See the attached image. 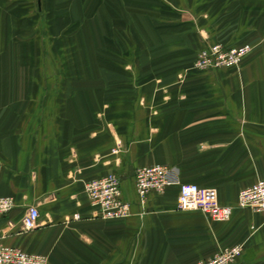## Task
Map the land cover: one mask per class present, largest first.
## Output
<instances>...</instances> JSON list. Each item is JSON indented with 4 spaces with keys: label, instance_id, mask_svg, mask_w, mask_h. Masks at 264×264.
<instances>
[{
    "label": "crops",
    "instance_id": "crops-1",
    "mask_svg": "<svg viewBox=\"0 0 264 264\" xmlns=\"http://www.w3.org/2000/svg\"><path fill=\"white\" fill-rule=\"evenodd\" d=\"M87 1L0 0V196L14 201L0 217L2 242L47 264H196L232 245L242 247L234 264H264V215L236 206L264 178V0H175L205 19L176 24L180 51L168 56L177 67L160 66L158 77L148 53L141 69L120 51L91 58L66 36H40V24L70 28L73 4ZM96 5L101 24L104 9L123 20L120 0ZM216 42L252 48L237 67L193 68ZM156 163L215 188L233 206L229 220L177 209L176 185L141 205L133 171ZM109 172L121 178L127 217L100 218L84 191ZM30 205L39 217L25 231Z\"/></svg>",
    "mask_w": 264,
    "mask_h": 264
},
{
    "label": "built area",
    "instance_id": "built-area-1",
    "mask_svg": "<svg viewBox=\"0 0 264 264\" xmlns=\"http://www.w3.org/2000/svg\"><path fill=\"white\" fill-rule=\"evenodd\" d=\"M250 50L251 45L248 43L207 44L198 50L192 66L198 70L237 67ZM133 180L141 205L145 203L150 191L162 192L165 187L176 185L177 209L199 210L215 221H227L231 217L233 206L220 204L215 188L181 182L179 172L173 166L160 163L138 166L133 171ZM84 191L100 218H124L131 212L130 203L122 196L121 178L114 172L86 181ZM236 206L264 215V178L241 189L237 194ZM13 207L14 201L11 196H0V217L9 213ZM38 217L37 207L28 206L21 218L22 229L27 231L34 228ZM241 252V245L222 247L212 256L198 260L196 264H234ZM0 264H47V256L7 246L0 236Z\"/></svg>",
    "mask_w": 264,
    "mask_h": 264
},
{
    "label": "rangeland",
    "instance_id": "rangeland-1",
    "mask_svg": "<svg viewBox=\"0 0 264 264\" xmlns=\"http://www.w3.org/2000/svg\"><path fill=\"white\" fill-rule=\"evenodd\" d=\"M75 1L82 3L84 0H73ZM96 1L88 0L87 6L84 3L80 6L78 3L73 4V24L64 31L57 28L52 34L47 30L48 24H40V36L43 38L52 35L57 38L66 36L73 51L90 54L91 58L96 54L104 56L106 53L120 51L121 54L125 53L128 56L130 63L132 58H135V61L141 60L138 63L141 69L144 63L143 55L148 53L153 59L152 74L158 77L161 73L165 75L167 68L160 72V66L168 64L166 71L177 67V61H172L174 59L172 55L168 56L180 51L178 43L181 41H176L178 36L176 24L199 23L205 19V13L198 10L193 12L190 5L185 8L176 6L175 0H162L165 3L162 7L158 0H120L124 10L121 15L123 20L121 22L118 19L114 20L112 14L104 9L103 15L109 24H101L98 18L100 14L95 12ZM126 37L131 38L130 43L125 41ZM112 38L115 39L112 41ZM163 54L167 56L160 60ZM155 81L160 83L159 79Z\"/></svg>",
    "mask_w": 264,
    "mask_h": 264
}]
</instances>
